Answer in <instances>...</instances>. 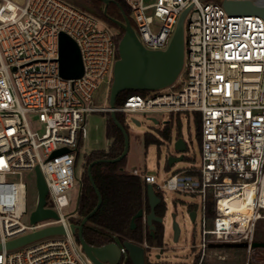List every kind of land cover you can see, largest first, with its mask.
I'll return each instance as SVG.
<instances>
[{
    "label": "built area",
    "instance_id": "1",
    "mask_svg": "<svg viewBox=\"0 0 264 264\" xmlns=\"http://www.w3.org/2000/svg\"><path fill=\"white\" fill-rule=\"evenodd\" d=\"M131 9L144 47L165 50L182 12L185 19V60L181 75L169 88L131 95L111 109L93 104L102 81L111 84L119 58L115 33L99 18L66 0H0V242L62 225L64 235L42 238L21 248L0 251V264H92L71 225L77 212L82 180H77L79 141L86 136L91 113L196 114L201 129V163L157 183L153 174L134 169L145 185H153L164 200L165 191L198 196L195 223L200 244L194 264L231 262L219 244L247 243L251 264L255 229L264 219V17L229 14L224 1L264 0H124ZM158 21L157 28L154 26ZM155 29V30H154ZM79 46L84 74L65 79L59 72V33ZM38 115L43 132L30 125ZM69 152L51 158L53 152ZM39 167L48 186L46 209L58 218L28 224L27 185L9 175ZM77 189V198L73 190ZM247 209L232 217L228 199H245ZM146 249L149 246L146 244ZM123 261L128 259L122 248ZM264 264V263H263Z\"/></svg>",
    "mask_w": 264,
    "mask_h": 264
},
{
    "label": "water",
    "instance_id": "2",
    "mask_svg": "<svg viewBox=\"0 0 264 264\" xmlns=\"http://www.w3.org/2000/svg\"><path fill=\"white\" fill-rule=\"evenodd\" d=\"M99 1L104 3L105 6L103 12L107 15V7L112 0ZM223 6L229 14H260L264 17V8L256 7L250 1H224ZM190 9L191 7H188L180 15L174 34L165 50H150L144 47L136 28L131 24L128 16L124 15V21L122 22L113 19V21L124 30V34L118 44L119 58L114 65L113 80L109 92V107L111 109L116 107V99L119 94L124 91H161L171 87L177 81L184 67L185 19ZM59 72L65 79H78L84 74V65L80 48L78 44L65 32L59 33ZM110 116L116 126L123 133L124 150L117 158L96 160L88 166V175L98 195V203L93 211L83 217L79 223L71 225V231L78 239L83 252L92 264H121L124 258L122 248L127 253V258L132 262V264H149L146 242L135 243L131 240H125L122 243L112 242L103 246H93L87 243L83 235L84 226L89 222L90 218L97 212L102 204L101 194L91 173L92 167L97 163L120 162L126 158L129 151L130 137L126 128L119 122L115 112L112 111ZM152 120L156 124L159 123L156 119ZM133 121L137 123V125L140 124L135 119H133ZM164 124H167V122ZM171 141H174V150L178 156L171 154L167 155V163L169 167L174 166L177 162L183 161L185 153L188 151V144L182 136L177 135L175 138L171 136ZM67 152H69L68 149L56 150L53 152L51 158ZM35 180L38 191V202L36 209L31 214L30 221L32 223H36L49 218H58V215L54 210L45 208L48 197V186L39 167L35 170ZM145 196L147 198L150 211L147 212L145 209L139 210L131 220V229L136 228V220L141 218L145 228L148 229L151 234H154L156 224H163L164 221L165 214L160 216L156 213V209L162 204L163 199L155 192L154 187L151 184L147 185ZM189 217L194 222L196 219V211L189 210ZM172 220L174 241L176 242L179 239L181 230L175 214L172 215ZM65 233L66 231L62 225L50 226L12 239L6 242L5 245L0 242V251H2L4 247L7 250H14L48 236L64 235ZM214 246L218 248H247L248 244L235 243L219 244ZM258 246L263 247L262 244H259ZM163 252L164 251L162 250L158 255H156V258L160 259Z\"/></svg>",
    "mask_w": 264,
    "mask_h": 264
},
{
    "label": "rangeland",
    "instance_id": "3",
    "mask_svg": "<svg viewBox=\"0 0 264 264\" xmlns=\"http://www.w3.org/2000/svg\"><path fill=\"white\" fill-rule=\"evenodd\" d=\"M23 2V0H19ZM83 11L92 15L91 4L88 0H66ZM154 0H145L146 4L153 3ZM131 18L134 16L131 13ZM101 20V19H100ZM104 22V21H103ZM105 23V22H104ZM106 24V23H105ZM158 21L154 28H157ZM113 33L119 31L106 24ZM154 29V30H155ZM111 84L102 81L96 90L93 98V104L97 107H106L109 105V92ZM110 113H91L87 116L85 129L86 136L79 147V155L76 165L77 180H82L87 167L86 157L93 151L107 150L112 142L107 137V120ZM30 125L33 129L43 132L44 125L41 123L38 115L28 116ZM137 120L140 124L137 125L133 121ZM152 119H156L159 123L156 124ZM125 126L130 137L129 151L125 160L124 171L132 173L134 169L141 173L144 169L148 174H153L157 178V183L162 185L174 173L190 168L194 164L201 163V141H200V124L196 114L180 113L171 114L168 112H152V113H124ZM167 122L171 128L172 136H182L187 144L188 151L185 153V158L181 162L175 163L169 167L167 163V155H176L173 142L164 140L159 131L164 128ZM151 133L160 139V143H151L145 145L144 136ZM7 180L11 182H24L27 185V201L29 211H33L38 202V191L36 187L35 173L24 171L21 175H9ZM77 188L73 190V198H77ZM166 204V213L164 215L163 227V248H153L147 252L148 263H168V264H194L195 249L193 246L200 244V228L189 217V210L200 208L202 202L198 196L165 191L163 194ZM176 215V220L180 226V236L178 241H174L173 220L172 215ZM29 215H25L23 222L29 223ZM255 242L252 247L255 249L252 253L251 264L264 263V219L260 220L255 229ZM262 244L263 247L258 245ZM223 252L227 253L231 262L243 264L246 259V248H223ZM164 251L160 259L156 255Z\"/></svg>",
    "mask_w": 264,
    "mask_h": 264
},
{
    "label": "trees",
    "instance_id": "4",
    "mask_svg": "<svg viewBox=\"0 0 264 264\" xmlns=\"http://www.w3.org/2000/svg\"><path fill=\"white\" fill-rule=\"evenodd\" d=\"M88 1L91 4V10L95 14L94 16L119 31V33L115 34L117 46L124 34V30L121 29L113 19L122 22L124 21V15H126L130 19L131 24L136 27L134 20L131 18L130 6L124 0H112L107 7V15L103 12L105 5L102 1ZM149 93L148 91H124L117 97L116 106H121L131 95H147ZM116 115L119 122L126 128L124 113H116ZM199 133L201 141V129ZM159 135L164 140H171L172 132L168 123L159 131ZM107 137L112 141L110 146L107 150L93 151L87 155V167L93 161L114 159L122 154L124 150V136L111 116L107 120ZM143 139L146 146L151 143H160V139L151 133L145 134ZM82 142L83 140L80 138L79 147ZM125 160L126 158L116 163H97L92 167L91 173L101 194L102 204L84 226V238L88 244L93 246H103L112 242L122 243L125 240H131L135 243L146 242L149 246V250L150 248H162L164 229H162L160 223L156 224L154 234H151L150 231L145 228L141 218L136 220V228L131 229V220L134 215L141 209H145L149 212L150 207L145 196V185L141 178L124 171ZM97 203L98 195L91 183L87 168L82 178L81 194L77 211L82 217H85L93 211ZM165 211L166 209L162 204L156 209L157 215L160 216H163ZM121 264H132V262L126 259Z\"/></svg>",
    "mask_w": 264,
    "mask_h": 264
},
{
    "label": "bare ground",
    "instance_id": "5",
    "mask_svg": "<svg viewBox=\"0 0 264 264\" xmlns=\"http://www.w3.org/2000/svg\"><path fill=\"white\" fill-rule=\"evenodd\" d=\"M253 194V188L249 187L246 191V197L245 199H239V198H233V199H226L225 201H223V203H225L224 205H226V207L229 208H233L236 212H233L234 214H232L233 218H237L238 217V212L241 211L242 209H247L250 208L249 207V202H250V198Z\"/></svg>",
    "mask_w": 264,
    "mask_h": 264
},
{
    "label": "flooded vegetation",
    "instance_id": "6",
    "mask_svg": "<svg viewBox=\"0 0 264 264\" xmlns=\"http://www.w3.org/2000/svg\"><path fill=\"white\" fill-rule=\"evenodd\" d=\"M162 206L166 209V204H165L164 200H163ZM161 225H162V229H164L163 224H161ZM163 247H164V245H163ZM163 247H162V248H163ZM150 249H153V248H150ZM148 251H149V249H148ZM158 254H159V253H158ZM158 254H157V255H158Z\"/></svg>",
    "mask_w": 264,
    "mask_h": 264
},
{
    "label": "crops",
    "instance_id": "7",
    "mask_svg": "<svg viewBox=\"0 0 264 264\" xmlns=\"http://www.w3.org/2000/svg\"><path fill=\"white\" fill-rule=\"evenodd\" d=\"M111 144V143H110ZM110 144H109V146H110Z\"/></svg>",
    "mask_w": 264,
    "mask_h": 264
}]
</instances>
